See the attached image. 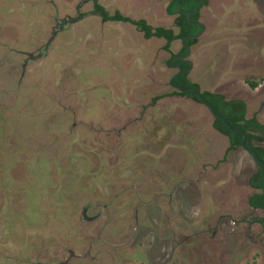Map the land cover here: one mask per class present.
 <instances>
[{
	"label": "rangeland",
	"instance_id": "obj_1",
	"mask_svg": "<svg viewBox=\"0 0 264 264\" xmlns=\"http://www.w3.org/2000/svg\"><path fill=\"white\" fill-rule=\"evenodd\" d=\"M153 1L0 0V264H264L253 158L190 96L152 102L173 90L164 41L93 12L175 29ZM200 18L191 85L264 112V87L241 91L264 73V0Z\"/></svg>",
	"mask_w": 264,
	"mask_h": 264
},
{
	"label": "trees",
	"instance_id": "obj_2",
	"mask_svg": "<svg viewBox=\"0 0 264 264\" xmlns=\"http://www.w3.org/2000/svg\"><path fill=\"white\" fill-rule=\"evenodd\" d=\"M207 0H172L167 12L169 14H177L176 26L178 27V33H175L172 29L163 28V27H151L145 20H132L128 17L122 16L119 13H115L114 15H108L107 12L97 3L94 4V12L100 16L101 20L106 21H114V22H125L132 24L139 30L145 39H161L164 41V45L162 46V50L171 55L170 46L174 40H182L183 38L194 35L196 32L200 30V27H196L191 25L188 20V12H194L196 8L199 6V10L202 6L206 4ZM199 16V12L195 14V16L191 19L192 21H196ZM197 40L189 39L185 41V44L189 47L196 44ZM185 51L184 48H182ZM173 56V55H172ZM167 67L171 68L169 64V60L166 62ZM176 64V62H174ZM186 66L182 67L181 69H185ZM172 76V75H171ZM170 78V77H169ZM173 83L176 85H181L188 89H193L195 91H200V89L195 86L191 85V83L187 80V74L179 75L173 79ZM168 84V83H167ZM247 85L250 86L251 89H255L257 87V83L255 81H247ZM168 86H170L168 84ZM203 98L208 101L216 110V112L223 116L232 128L240 130L247 134V146L253 147L260 159L264 158V150L258 147L252 146L251 142L253 140H260L264 141V137H257L254 136L251 131L257 130L262 131L264 133V125H261L257 122L255 116L246 118L247 116V104L245 101L242 100H226L224 96L220 93H211L209 91L201 92ZM190 96L192 100L196 101L197 103L205 106L196 96L194 95H187L183 92L172 90L165 95H160L154 97L152 102H156L157 100L164 98L166 96ZM206 107V106H205ZM207 108V107H206ZM208 110V108H207ZM209 111V110H208ZM210 112V111H209ZM212 115V113L210 112ZM213 116V115H212ZM213 124L214 127L223 135L228 138L229 146L227 151H231L238 147H241L242 136L232 133L226 125L220 121L218 118L213 116ZM257 172L251 177L250 186L254 189L259 190V193H255L248 198V204L253 209H262L264 210V166L258 164Z\"/></svg>",
	"mask_w": 264,
	"mask_h": 264
},
{
	"label": "flooded vegetation",
	"instance_id": "obj_3",
	"mask_svg": "<svg viewBox=\"0 0 264 264\" xmlns=\"http://www.w3.org/2000/svg\"><path fill=\"white\" fill-rule=\"evenodd\" d=\"M171 1L172 0H154L152 3H153V6L154 7H157L158 5H159V2H163V8L165 9V12H166V14H168V15H172V16H175V22H174V25H175V29H173V28H170V27H168L169 29H172L175 33H178V27L176 26V20H177V14H169L168 12H167V9H168V7H169V5H170V3H171ZM179 0H177V2H178ZM94 2H95V0H94ZM207 3H208V0H207V2H206V4L204 5V6H202L201 8H200V10L201 9H203L206 5H207ZM98 4V3H97ZM101 6V5H100ZM102 7V6H101ZM103 8V7H102ZM104 9V8H103ZM105 11H106V9H104ZM200 10H199V6L196 8V10L194 11V12H188V15L190 14H192V13H194L192 16H191V18H190V21H188L191 25H196V26H198L196 23H200L201 21H200ZM93 12H94V9H93ZM107 12V11H106ZM197 12H199V16H198V18H197V20L196 21H192L191 22V19L195 16V14L197 13ZM115 13H118V12H113V14H110L109 12H107V14L108 15H114ZM96 16H98L96 13H94ZM99 18H100V16H98ZM100 20H101V18H100ZM187 20H188V16H187ZM102 21V20H101ZM200 21V22H199ZM102 22H104V21H102ZM106 22H108V21H106ZM112 22H114V21H112ZM105 23V22H104ZM132 25V24H131ZM201 25L202 26H198V27H200V30H202V28H204L205 26L201 23ZM133 26V25H132ZM135 27V26H134ZM143 35V34H142ZM195 35H197V34H194V35H190V36H195ZM202 35V34H201ZM201 35L196 39L197 41H199V39H200V37H201ZM190 36H187V37H190ZM187 37H185L186 38V40H189V39H187ZM185 38H183V39H185ZM182 39V40H183ZM182 40H174L173 42H172V44H171V46H170V50H171V55H170V58L168 59L169 60V64H170V61L173 59V58H175V57H183V56H185L186 54H187V50L189 49V46H187L186 44H185V42H184V44L182 43ZM185 40V41H186ZM192 40H194V39H192ZM176 42H178L179 43V47H178V51L176 52V53H173L172 52V45L173 44H175ZM181 43H182V45L183 46H181ZM196 43H198V42H196ZM194 46H195V44L193 45V46H191L192 48L191 49H194ZM182 48H184L185 49V51H183L182 50ZM189 51H190V49H189ZM166 53V52H165ZM166 54H168V53H166ZM173 55V56H172ZM191 57V52H190V55H189V57H187L186 58V60L185 61H190L191 62V59H189ZM174 62H176V64H174ZM181 62H183L182 60H176V61H173L172 62V64H171V68L173 69V70H175L174 71V73L172 74V76L174 75V74H177V73H180V72H182V71H184L185 69H187L188 67H189V64H187V63H185V64H183V65H181V66H178ZM184 66H186V68L185 69H181L182 67H184ZM192 67H193V64H192ZM191 71V70H190ZM190 71L188 72V73H185V74H187V80L189 81V73H190ZM180 75H184V74H180ZM171 76V77H172ZM190 82V81H189ZM181 86V85H180ZM171 87V86H170ZM173 90H175L174 88H172ZM188 95V94H187ZM262 123V122H261ZM261 125H264V124H261ZM217 130V129H216ZM257 131V130H256ZM262 132V131H261ZM251 133H252V131H251ZM254 136H257V135H254ZM257 137H259V136H257ZM264 137V136H263ZM253 141H258V142H260V143H262V142H264V141H260V140H253ZM251 144H252V142H251ZM252 146H254V145H252ZM254 147H258V148H260V149H263L264 150V147H262V146H254ZM250 148H252V149H254L253 147H250ZM255 150V149H254ZM256 151V150H255ZM247 152V151H246ZM252 158H253V160L255 161V164H256V160L254 159V157L252 156V154L251 153H249V152H247ZM256 153H257V151H256ZM258 154V153H257ZM262 161H264V158L263 159H261ZM259 164V163H258ZM256 166H257V164H256ZM257 170H258V166H257ZM257 170L254 172V174L257 172ZM253 176V175H252ZM111 205V204H110ZM256 210H262V209H256ZM264 220H262L261 222H263ZM116 264H118V263H116Z\"/></svg>",
	"mask_w": 264,
	"mask_h": 264
},
{
	"label": "water",
	"instance_id": "obj_4",
	"mask_svg": "<svg viewBox=\"0 0 264 264\" xmlns=\"http://www.w3.org/2000/svg\"><path fill=\"white\" fill-rule=\"evenodd\" d=\"M194 13H192L191 15L189 14L188 15V21H190V18L191 16L193 15ZM198 26H202L201 23H196ZM203 30L204 28H202V30L195 36H190V37H187V39H197L202 33H203ZM186 38L182 40V43L184 44ZM190 55V51L189 49L187 50V54L183 57H175L173 58L171 61H170V65L172 64L173 61H176V60H182L183 62H181L178 66H181L185 63L189 64V67L187 69H185L184 71L180 72V73H177V74H174L170 80H169V85L174 88L175 90L177 91H180V92H183L185 94H188V95H194L196 96L207 108L208 110L212 113V115L216 118H218L220 121H222L226 127L234 134H237V135H241L242 136V141H241V147L252 154V156L254 157V159L256 160L257 163H259L260 165L264 166V161H262L258 154L256 153V151L252 148H250L249 146H247V134L240 131V130H237V129H234L232 128V126L229 124V122L221 115H219L216 110L214 109V107L208 102L206 101L201 92L199 91H195L193 89H188V88H185L183 86H180V85H176L173 83V79L177 76H179L180 74H185V73H188L191 69H192V63L190 61H185L187 57H189Z\"/></svg>",
	"mask_w": 264,
	"mask_h": 264
},
{
	"label": "crops",
	"instance_id": "obj_5",
	"mask_svg": "<svg viewBox=\"0 0 264 264\" xmlns=\"http://www.w3.org/2000/svg\"><path fill=\"white\" fill-rule=\"evenodd\" d=\"M257 68H258L259 72L262 71L261 66H258ZM259 75H261V76H259L258 81H255V82L257 83V87H256L255 89H251L250 87H242V88H241V91H242V93H244V95L247 93L249 96H253V94H254V95H257V94H258V95H259V94L262 92V89H263V87H264V73H262V74L259 73ZM250 81H251V80H250ZM242 82L245 83V81H243V80H242ZM246 82H247V81H246ZM236 84H238V82H237ZM245 88H246V90H245ZM230 90H231V89H230ZM247 90H248L249 93L247 92ZM231 91H232V90H231ZM238 92H240V91H238ZM250 93H251L252 95H250ZM221 94H224V93H221ZM223 96H224V95H223ZM225 97H226V99H227V98H231L232 100L234 99V100H242V101H245L246 104H247V106H248V108H247V116H246V118L248 119V118H250V117L255 116L257 122H258L259 124H262V123H261L262 120H259V119H262V118H261V115L264 114L263 110H260L259 108L256 107V108L254 109V111L250 112V111H251V109L249 110L250 102L248 101L247 98H245L244 96H242V94H240V95H238V96H235V94H232L231 96H230V95H226ZM252 99H254V98H253V97H250V100H252ZM227 100H228V99H227ZM254 100H255V99H254Z\"/></svg>",
	"mask_w": 264,
	"mask_h": 264
}]
</instances>
